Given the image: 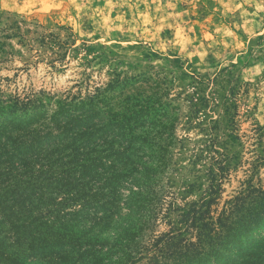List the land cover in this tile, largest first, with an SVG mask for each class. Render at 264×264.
<instances>
[{
  "label": "rangeland",
  "instance_id": "rangeland-1",
  "mask_svg": "<svg viewBox=\"0 0 264 264\" xmlns=\"http://www.w3.org/2000/svg\"><path fill=\"white\" fill-rule=\"evenodd\" d=\"M0 107L3 132L107 124L99 165L118 184L144 175L147 193L114 215L99 249L122 235L142 257L189 247L200 226L181 223L190 207L209 201L203 219L216 221L264 190V0H0ZM97 260L110 264H83Z\"/></svg>",
  "mask_w": 264,
  "mask_h": 264
},
{
  "label": "trees",
  "instance_id": "trees-1",
  "mask_svg": "<svg viewBox=\"0 0 264 264\" xmlns=\"http://www.w3.org/2000/svg\"><path fill=\"white\" fill-rule=\"evenodd\" d=\"M90 120H30L23 127L17 123L0 130V264H83L85 257L98 255L110 264L143 259L142 264H264L260 189L238 197L232 210L216 221L203 219L209 201L190 207L181 223L200 226L197 242L189 247H150V255L142 257L147 248L139 243L127 247L134 239L125 241L122 235L99 249V233L114 215L134 211L147 186L139 169V176L123 185L112 180L110 164L99 165L102 157L108 160L113 137L107 124L102 129L86 126ZM215 193L211 186L210 194ZM123 195L129 198L126 209L120 203Z\"/></svg>",
  "mask_w": 264,
  "mask_h": 264
}]
</instances>
